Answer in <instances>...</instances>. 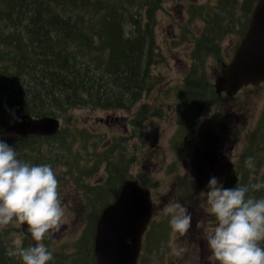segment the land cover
<instances>
[{
  "label": "rangeland",
  "instance_id": "374dc122",
  "mask_svg": "<svg viewBox=\"0 0 264 264\" xmlns=\"http://www.w3.org/2000/svg\"><path fill=\"white\" fill-rule=\"evenodd\" d=\"M216 4L217 0H167L156 11L151 23L158 42L159 59L152 72L161 80L131 110L84 106L71 108L64 114L62 122L64 125L68 122L66 130L73 139H68L61 147L69 148L72 163L87 165L85 172L88 175H77L68 166L55 167L64 210L63 227L52 240L42 241L53 252L54 264L85 262L88 255L82 245L88 233L93 258L95 229L91 227L90 230L89 226L95 211L84 206L85 194L90 193L89 188L96 189L105 182L108 173L106 164L98 166L100 157H95V161L90 158L85 160L84 157L95 156L96 149L108 147L111 142L117 145L111 157L116 159L119 156L127 172L140 178L151 189L154 199L153 219L139 264H218L206 244V236L214 229L216 220L208 211L206 191L201 189L195 193V178L198 184H207L211 179L209 174L213 172L215 177L219 174L216 178L226 188H233L245 174L255 176L254 171L241 165V157L250 149L252 138L254 142L256 139L259 142L264 140L261 137L264 123H260L264 115V82L243 88L236 97L221 95L218 105L205 101L199 120L192 122V125L181 120L178 105L184 103V99L177 90L186 85L185 78L194 67V45L203 36L204 21L199 12L200 9H212ZM240 38L237 26L233 31L226 32L219 42H214L211 51L218 55L220 49L224 58L230 59ZM215 55H210L203 64V79L209 77L215 80L221 73L223 66L219 67ZM143 103L149 104L153 114L141 116L138 123L133 119L137 120L138 110ZM17 119H13L11 124ZM74 123L80 125L78 127H88L90 132L82 133L97 135L100 144L95 146L82 137V133L73 131L75 126L68 125ZM74 133L79 135L74 138ZM10 136L20 137L21 134L9 130L7 126H0V138L5 140ZM16 151L18 157L23 159L25 152ZM262 152L264 155V150ZM25 161L36 164L32 158ZM229 163L231 167L226 169ZM96 168L98 171H95ZM229 173L236 175L231 177ZM111 189L114 197L117 194L114 184ZM176 202L186 207L192 215L191 228L184 236L171 230V217L163 212L166 206ZM1 228L8 229V251L26 243L34 244L32 238L31 241L25 240L23 225L17 223L15 218L11 224ZM176 247L185 249L182 255L173 254L172 250Z\"/></svg>",
  "mask_w": 264,
  "mask_h": 264
},
{
  "label": "trees",
  "instance_id": "16d2710c",
  "mask_svg": "<svg viewBox=\"0 0 264 264\" xmlns=\"http://www.w3.org/2000/svg\"><path fill=\"white\" fill-rule=\"evenodd\" d=\"M166 1L0 0V126H8L25 113L52 115L63 120L64 114L75 107L131 110L161 80L152 72L159 59V50L151 21ZM256 1L217 0L212 9H200L203 36L194 45V67L185 78L186 85L177 90L184 99V103L178 105L183 123L192 125L199 120L205 101L218 105L221 95L233 97L225 91L217 92L218 75L215 80L203 79L205 70L202 67L210 55H215L211 51L212 44L224 38L226 32L238 26L243 34ZM219 52L215 56L221 68L229 59L224 58L220 49ZM151 114L149 104L143 103L137 120L133 121L140 123L141 116ZM67 124H63L62 130L54 136L25 134L10 136L4 141L24 151L23 159L32 158L35 165L50 164L54 173L57 172L55 167L68 166L77 175L85 173L86 177L87 165L81 160L78 161L81 164L72 163L69 148L61 147L68 139H73L66 130ZM68 126H75L73 131L79 134L90 132L88 127H78L76 123ZM79 134L74 133V138ZM82 137L95 146L100 144L97 135L82 133ZM261 137L264 139V130ZM111 143L96 149L95 156L84 157L93 161L100 157L98 166H107V180L96 189L89 188L90 193L85 194L86 203L92 205L95 216L104 197L112 195V184L117 193L124 179L131 176L119 156L111 157L117 146L116 142ZM249 147L241 157V165H245L248 157H253L255 176H242L237 181L242 185L264 182V140L254 142L252 138ZM253 195L264 196V189ZM98 198H101L99 204L96 203ZM95 216L90 230L94 227ZM7 235L8 229L0 226V264H21L19 256L7 254ZM89 237V233L85 235L82 245L88 259L81 264H93ZM25 240L31 241V238L25 236ZM260 243L264 247V242ZM30 245L26 243L22 247Z\"/></svg>",
  "mask_w": 264,
  "mask_h": 264
},
{
  "label": "clouds",
  "instance_id": "9594fccd",
  "mask_svg": "<svg viewBox=\"0 0 264 264\" xmlns=\"http://www.w3.org/2000/svg\"><path fill=\"white\" fill-rule=\"evenodd\" d=\"M245 166L255 169L253 157ZM59 181L50 164L33 165L18 158L16 149L0 138V226L13 222L27 224L34 244L9 249V256H19L23 264H54L53 252L42 243L52 240L63 227L64 210L59 195ZM206 191L208 211L216 225L207 234V247L218 264H264V196L253 193L264 189V182L226 188L213 176ZM169 215L174 233L184 236L192 224V215L176 202L163 209ZM180 256L184 248H173Z\"/></svg>",
  "mask_w": 264,
  "mask_h": 264
},
{
  "label": "water",
  "instance_id": "95a60500",
  "mask_svg": "<svg viewBox=\"0 0 264 264\" xmlns=\"http://www.w3.org/2000/svg\"><path fill=\"white\" fill-rule=\"evenodd\" d=\"M264 81V0H257L248 25L231 59L223 63L215 81L217 92L237 93L243 86ZM22 134L51 135L62 128L57 116L23 114L7 126ZM153 200L149 188L136 177L127 178L117 198L102 210L95 227V264H138L144 234L151 222ZM27 224L23 232H27ZM34 243V241H33Z\"/></svg>",
  "mask_w": 264,
  "mask_h": 264
},
{
  "label": "flooded vegetation",
  "instance_id": "af4514ba",
  "mask_svg": "<svg viewBox=\"0 0 264 264\" xmlns=\"http://www.w3.org/2000/svg\"><path fill=\"white\" fill-rule=\"evenodd\" d=\"M237 46V45H236ZM236 48V47H235ZM251 85H254V84H248V85H246V87L247 86H251ZM243 88H245V86L243 87ZM242 88V89H243ZM241 89V90H242ZM240 90V91H241ZM240 91H238L237 93H239ZM237 93H235L234 95H232L233 97L235 96V95H237ZM225 147H228V146H225ZM231 167V164L229 163V164H227L226 165V169H229ZM217 169H219V165H218V168ZM225 172V170H224V168H223V170H222V173H224ZM230 175H231V177H235V175L236 174H234V173H229ZM209 176L212 178V176H213V172H211L210 174H209ZM130 177V176H129ZM129 177H127V178H129ZM216 177H219V174L216 176ZM126 178V179H127ZM136 178H138V177H136ZM126 179H124V181L126 180ZM196 179V182H195V193H197V192H199L201 189H204L205 191H207L208 189H207V186L205 187V185H208V183L207 184H198L197 183V178H195ZM139 180L143 183V181L139 178ZM122 185V184H121ZM121 185H120V188H119V190H118V192H117V194L113 197L112 195H110V196H108V197H104V199L102 200V203L97 207V209H98V212H97V214H96V216H95V219H94V229H95V227H96V224H97V220H98V217H99V215H100V213L102 212V210L105 208V206H107L108 204H110V203H112L116 198H117V196L119 195V193H120V190H121ZM198 185V186H197ZM201 185V186H200ZM145 186H147V185H145ZM97 197H95V199H96ZM100 200H101V198H98L97 199V201H96V203L97 204H99V202H100ZM182 201H183V203H184V206H186L185 205V201H184V199H182ZM153 202H154V199H153ZM84 206H87L88 208H91L92 207V205H90V204H85ZM152 223V222H151ZM199 224H200V222H199ZM150 226H151V224H150ZM150 226H149V228H150ZM148 228V230H147V232H146V234H145V237H146V235L147 234H149V229ZM23 230V229H22ZM26 234V233H25ZM26 236L27 237H30L31 238V236H29V234H26ZM93 259H95V254H94V249H93ZM94 264H95V262H94Z\"/></svg>",
  "mask_w": 264,
  "mask_h": 264
},
{
  "label": "bare ground",
  "instance_id": "6f19581e",
  "mask_svg": "<svg viewBox=\"0 0 264 264\" xmlns=\"http://www.w3.org/2000/svg\"><path fill=\"white\" fill-rule=\"evenodd\" d=\"M62 120V119H61ZM27 134H29V133H27ZM25 135V134H24Z\"/></svg>",
  "mask_w": 264,
  "mask_h": 264
}]
</instances>
